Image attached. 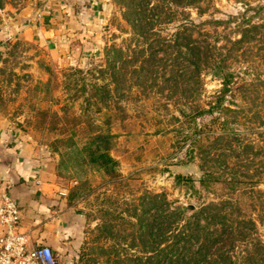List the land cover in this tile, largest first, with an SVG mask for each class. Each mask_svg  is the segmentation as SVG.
<instances>
[{"label":"rangeland","instance_id":"obj_1","mask_svg":"<svg viewBox=\"0 0 264 264\" xmlns=\"http://www.w3.org/2000/svg\"><path fill=\"white\" fill-rule=\"evenodd\" d=\"M40 3L0 0V7L16 16ZM103 6L92 44L60 57L36 38L10 37L0 21V125L46 147L68 204L85 214L83 243L65 264H130L132 254L143 255L126 238L137 228L126 222L133 207L132 222L139 223L138 215L153 220L179 206L193 207L187 215L195 218L214 203L221 218L201 215V223L222 234L224 255L236 264H264V0ZM195 41L218 52L223 71L234 73L224 102L240 109L238 138L226 150L231 158L216 166L205 164L211 156L199 145L223 131L220 115L199 117L198 129L183 115L196 104L208 107L222 87L213 68L202 71L197 93L188 87ZM195 130L201 137L191 156V138L184 139ZM105 133L110 137L98 138ZM105 141L113 161H91L89 151ZM207 167L218 178L202 185Z\"/></svg>","mask_w":264,"mask_h":264},{"label":"crops","instance_id":"obj_2","mask_svg":"<svg viewBox=\"0 0 264 264\" xmlns=\"http://www.w3.org/2000/svg\"><path fill=\"white\" fill-rule=\"evenodd\" d=\"M39 1V7L24 6L16 16L0 7L3 32L36 38L60 57L77 44H92L93 34L101 31L103 5L112 0ZM53 172L46 147L0 125V198L7 193L18 201L19 229L29 235L32 246H49L70 261L83 243L86 218L68 204Z\"/></svg>","mask_w":264,"mask_h":264},{"label":"trees","instance_id":"obj_3","mask_svg":"<svg viewBox=\"0 0 264 264\" xmlns=\"http://www.w3.org/2000/svg\"><path fill=\"white\" fill-rule=\"evenodd\" d=\"M139 12L141 15L142 10ZM189 47L193 68L189 75L190 82H188V87H194V93H197V87H204L202 71L207 68L214 69L211 75L218 78L222 84L215 100L210 102L208 107L196 104L191 107L188 113L183 111V115H186L187 119L195 124L196 129H198L197 121L199 117L216 112L220 115V125L223 131L220 133L212 132V135L209 134L208 141L211 144L208 146L199 145L200 148L206 150L205 153L211 156L209 159L204 160L205 164L206 162H213L212 164L216 166L217 161L222 162L225 159L224 161L226 162L231 158L233 152L230 155L226 150L228 148L233 149L232 144L238 138L235 124L236 116L240 109L224 102L227 94L231 91L232 87H230V84L233 82L234 73L223 71V58H220V54L214 52L213 48L208 45L195 41ZM155 53L157 52H153V54ZM106 137H110L109 133H105V135H101L98 138L106 139ZM189 137L191 138L190 145L192 147L190 154L193 156V149L199 144L201 133L195 130L192 136L186 135L184 141ZM108 143L109 141H105V144L100 146L97 152L94 150L89 151L90 160L101 164L105 161H113V157L108 152L109 146H106ZM73 145L76 146L75 144ZM88 147L84 148V151H87ZM78 152L83 153L82 151ZM204 169L205 171L200 180L202 185H207L212 180H217L218 177L213 170L208 167ZM162 201L166 202L165 199ZM192 211H194L193 207L184 208L181 206L168 212L164 209L163 214L157 219L150 220L146 217V214H141L138 215L139 223H134L132 221L137 214L136 207L129 209V221L126 222L130 226H137V228H132V233L128 234L126 238L131 237L132 243L139 244L143 255H138V253L134 252L135 255L132 254L127 259V262L130 264H236L232 260V256L227 258L222 252L220 241L217 239L222 234L215 233L218 229L211 233L207 226L201 223V215H205V218L209 219H216L218 216L221 218L219 203L205 204L195 218H190L187 215L188 212ZM211 241H215V248L213 249L215 251H211ZM122 261H126V259Z\"/></svg>","mask_w":264,"mask_h":264},{"label":"built area","instance_id":"obj_4","mask_svg":"<svg viewBox=\"0 0 264 264\" xmlns=\"http://www.w3.org/2000/svg\"><path fill=\"white\" fill-rule=\"evenodd\" d=\"M0 200V264H65L62 254L32 246L29 235L20 231L21 210L14 197L4 193Z\"/></svg>","mask_w":264,"mask_h":264}]
</instances>
